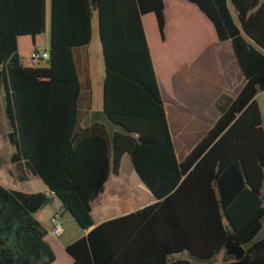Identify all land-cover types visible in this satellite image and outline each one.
<instances>
[{
	"label": "trees",
	"instance_id": "obj_1",
	"mask_svg": "<svg viewBox=\"0 0 264 264\" xmlns=\"http://www.w3.org/2000/svg\"><path fill=\"white\" fill-rule=\"evenodd\" d=\"M187 1L219 40H231L245 82L234 97H217L218 117L178 161L141 19L151 13L163 40L164 0H50L48 57L36 65L22 63L17 38L34 43L45 31L46 0H0V81L16 133L10 161L21 180L25 168L48 190L0 184V264L55 260L35 217L55 195L62 213L89 229L66 245L71 264H191L173 255L210 260L235 245L243 256L220 264H264V129L254 98L264 90V3L230 0L237 24L227 0ZM94 14L105 121L82 127L74 51L90 43ZM124 154L155 201L93 226L92 203Z\"/></svg>",
	"mask_w": 264,
	"mask_h": 264
},
{
	"label": "crops",
	"instance_id": "obj_2",
	"mask_svg": "<svg viewBox=\"0 0 264 264\" xmlns=\"http://www.w3.org/2000/svg\"><path fill=\"white\" fill-rule=\"evenodd\" d=\"M261 1L264 3V0ZM164 2L165 38L163 40L160 39L159 41L154 40V44L156 43L160 45V54H158V51L152 50L149 40L148 45L150 48L152 62L157 76L158 86L164 103V110L175 148L176 158L178 161H181L184 156L188 153V151L193 147V145L212 126V124L218 117V110H212L210 104L214 106L217 97L221 93H227L231 97H234L244 84L245 79L238 67L236 58L234 56L231 40H219L214 32V28L210 21L193 3H190L187 0H164ZM47 5L48 0H46V23ZM227 5L232 14V17L234 18V21L238 24L237 17L230 0H227ZM94 15L96 19L95 22L97 23L96 14ZM148 17H150V20L154 22V18L151 13L141 16L146 35L147 26L145 20ZM93 23L94 21L92 18L91 39L93 36ZM46 30L47 26H45V31L43 33H45ZM35 40L36 39H34V42ZM90 43L86 47H79L74 51L80 80L81 76L85 77V75H87V77L89 78V84L87 81L84 82L83 80H81L83 93L81 103L83 104L84 109L83 117L81 118L80 124L82 127H85L94 121L104 122V119L102 120V118H98L95 116V113H99L100 110L103 115L102 100L101 108H94L92 106V100L94 97L93 87L91 84V72L88 53V47ZM34 49H36V46H34ZM21 61L24 65H30L28 64L27 59L26 61H24L21 58ZM79 62L81 63L80 68ZM44 63L45 61L41 60L40 64ZM0 93H3V102L0 103V118L2 123L5 126H8V122L4 112L5 95L1 81ZM254 98L258 102V105L260 107L262 127L264 129V90H259L255 94ZM97 100L99 101V98ZM9 131H11V129L6 128V136ZM14 149V145L11 144L9 140L4 141L3 138L0 137V164H5V167L6 169H8L11 176L21 182H27L31 178L37 177L32 173L27 172L25 168L23 169L24 174L26 175L25 179L21 180L18 177L19 171L17 170L15 164L10 161V156ZM119 173L117 175H109L108 180L104 184V190L101 196L99 197L98 201L92 203V211L93 206L100 204L104 199L105 195H107V200L111 198L112 184L111 182H109V179L111 175L118 176ZM137 183L139 186H144L141 181H137ZM17 190L27 192V190H25L24 188H19ZM41 190L48 192L44 183L43 188H41ZM119 193L122 192L119 191ZM124 194V200L119 197L120 195H118V198H120L118 200L119 210L112 209L109 214H107L106 212L102 213L101 218H99L97 222L93 221V226L105 220L134 211L144 205L150 204L155 201V199L153 201L150 200L149 202L138 206L139 204L131 203V201L128 202L130 196H128L126 193ZM56 199L58 200L57 203H52L49 209H40L48 210V213L46 215V222L48 226L44 225L38 218L37 219L43 224V226L47 230L45 238L50 237L51 241L60 244L65 249L66 245H68L75 239L85 235L89 231V229L84 230L79 226L81 231L78 232L75 238H69L68 240H60L55 237L56 235L51 234L50 217L54 212L58 211L62 214L64 219L63 222H66L67 218H71L72 220H74L67 212L62 213L61 202L58 198ZM112 200H114L113 197ZM133 206L137 207L132 208ZM64 232L65 228L63 227V231L61 234H63ZM183 252L186 251L175 253L173 255V258H181L188 260L192 258L189 255H183ZM68 256L71 258L69 254ZM230 256L232 258L224 260L226 258L224 257L222 262L233 260V256ZM71 262L72 258L70 259V264ZM50 264H56V260H54Z\"/></svg>",
	"mask_w": 264,
	"mask_h": 264
},
{
	"label": "rangeland",
	"instance_id": "obj_3",
	"mask_svg": "<svg viewBox=\"0 0 264 264\" xmlns=\"http://www.w3.org/2000/svg\"><path fill=\"white\" fill-rule=\"evenodd\" d=\"M151 18H146L147 23V31H148V38L150 39V44L154 51H158V54H160V45L154 44L155 41H159V34L157 31V28L154 26V23ZM95 15L93 17V36L91 39V43L88 47V53H89V62H90V72H91V84L93 87V100H92V106L94 108L100 107L101 108V100H102V82H103V76H104V64H103V56H102V50H101V44L99 40L98 35V27L97 23L95 22ZM47 30L45 33L37 35L35 37V45L33 43L32 37L30 35H22L18 37V51L20 53L21 58L26 61V59L29 57V54L33 51L34 46H36V50L42 52L47 51L49 47V41H50V15H49V0L47 5ZM80 62H79V68H80ZM81 70V69H80ZM87 79V75L85 77L81 76V80L84 82ZM99 88V92H98ZM99 93V95H98ZM99 98V101L97 100ZM3 102V93H0V103ZM210 107L212 110H216L215 106L210 104ZM80 112H81V118L83 117V104L80 102ZM95 116L98 118H103V115L100 112L95 113ZM6 128L11 129L8 126H5L0 118V137L3 138L4 141H7L8 137L5 135ZM5 164H0V183L4 186H8L10 188H24L27 190V192H36V191H42L41 188H43V182L38 177L31 178L27 182H21L15 178H13L6 169ZM137 181H140L139 178L136 176L131 162L130 158L127 154L123 155V159L121 161L120 166V173L118 176L111 175L109 182L112 184V193L111 198L107 200V195L104 196V199L100 204L93 206L92 211V218L94 222H97L99 218H101L102 213H107L114 209L119 210V197L121 199H125L126 193L128 196H130V199H128V202L131 201V203L139 204L138 206H141L150 200H154V197L146 190L144 186H139ZM121 191L122 193H119ZM112 197L114 200H112ZM118 198V199H117ZM57 199L54 197L53 200L50 202V204H47L48 206H44L42 208L49 209L51 207L52 203H57ZM113 201V202H112ZM137 206H133L132 208H135ZM40 208V209H42ZM131 208V209H132ZM37 210L35 215L36 218H38L44 225H47L46 222V215L48 213V210ZM64 221V219H63ZM63 227L65 228V232L61 235H56L60 240H68L69 238H75L77 236L78 232H80V228L78 224L72 220L71 218H67L66 222H63ZM264 232V222H263V228L258 234L260 236ZM46 241L48 242L52 252L55 255L56 264H70V257L66 253L65 249L58 243L51 241L50 237L46 238ZM183 255H188V253L183 252ZM226 257L224 260H227L229 258H232L226 251L220 252L216 256H214L210 260H199V259H193L190 258L192 264H220L223 261V258Z\"/></svg>",
	"mask_w": 264,
	"mask_h": 264
},
{
	"label": "built area",
	"instance_id": "obj_4",
	"mask_svg": "<svg viewBox=\"0 0 264 264\" xmlns=\"http://www.w3.org/2000/svg\"><path fill=\"white\" fill-rule=\"evenodd\" d=\"M48 57L47 51H38L36 49H33V51L29 54V57L27 58V62L30 65H36L41 60H45ZM50 225L51 229L50 232L53 235H60L63 231V216L60 212H54L50 217Z\"/></svg>",
	"mask_w": 264,
	"mask_h": 264
},
{
	"label": "water",
	"instance_id": "obj_5",
	"mask_svg": "<svg viewBox=\"0 0 264 264\" xmlns=\"http://www.w3.org/2000/svg\"><path fill=\"white\" fill-rule=\"evenodd\" d=\"M91 1H92L93 7H95L98 0H91ZM15 135H16V133H15L14 130H11V131H9L7 133L8 140L13 145L15 143ZM55 197L59 199V197L57 195H55ZM67 213L74 219V217L72 216V214L70 212H67ZM74 221L77 223V221L75 219H74ZM78 226H79V224H78ZM225 251L229 255H232L234 260L240 259L243 256L244 252H245V250L242 247V245H235V246H233L231 248L226 249Z\"/></svg>",
	"mask_w": 264,
	"mask_h": 264
}]
</instances>
